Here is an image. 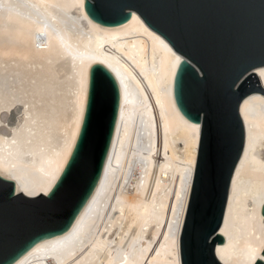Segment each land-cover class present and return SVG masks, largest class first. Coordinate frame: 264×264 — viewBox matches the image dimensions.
Masks as SVG:
<instances>
[{
  "label": "bare ground",
  "instance_id": "obj_1",
  "mask_svg": "<svg viewBox=\"0 0 264 264\" xmlns=\"http://www.w3.org/2000/svg\"><path fill=\"white\" fill-rule=\"evenodd\" d=\"M182 60L136 13L106 27L88 17L85 0H0V176L17 193L48 195L63 173L94 65L108 69L121 90L93 196L66 234L42 241L15 264H182L201 132L174 99ZM255 75L264 89V68ZM240 114L246 141L220 230L225 243L216 248L222 264H255L264 250V96L247 97Z\"/></svg>",
  "mask_w": 264,
  "mask_h": 264
},
{
  "label": "water",
  "instance_id": "obj_2",
  "mask_svg": "<svg viewBox=\"0 0 264 264\" xmlns=\"http://www.w3.org/2000/svg\"><path fill=\"white\" fill-rule=\"evenodd\" d=\"M85 11L106 27L124 25L136 13L183 58L174 99L188 121L201 125V132L180 236L181 263L222 264L216 248L225 243L220 230L246 141L240 108L250 95L264 96L255 75L264 68V0H85ZM237 40L243 52L239 58L232 54ZM93 83L101 86L94 109ZM120 107L117 79L103 65H94L79 137L50 193L24 196L13 181L0 176V264H15L42 241L72 228L103 177ZM85 134L86 167L78 156ZM70 167L71 177L57 191Z\"/></svg>",
  "mask_w": 264,
  "mask_h": 264
},
{
  "label": "snow or ice",
  "instance_id": "obj_3",
  "mask_svg": "<svg viewBox=\"0 0 264 264\" xmlns=\"http://www.w3.org/2000/svg\"><path fill=\"white\" fill-rule=\"evenodd\" d=\"M260 51H261V54L264 55V42H262L261 45H260ZM232 54L236 58H239V57H241L243 55V52L241 51V49L239 47V40H237L236 47H235V49H234ZM234 84H235V82H233V85ZM100 88H101V86L99 84L93 83V94H92V107H93V109L96 107L97 100L99 98H101V96H100ZM82 143H83V150L78 153V156H79V162L83 166L86 167L87 163H88V158H89V151H88V148H87V134H85V137H84V140H83ZM71 174H72V168L70 167L68 169V171L65 172L63 178L60 180V183H59V185L56 188L57 191L60 190V187H62L64 181L68 180L71 177ZM53 195H55V192L53 193ZM259 259L261 261H264V255H261L259 257Z\"/></svg>",
  "mask_w": 264,
  "mask_h": 264
},
{
  "label": "rangeland",
  "instance_id": "obj_4",
  "mask_svg": "<svg viewBox=\"0 0 264 264\" xmlns=\"http://www.w3.org/2000/svg\"><path fill=\"white\" fill-rule=\"evenodd\" d=\"M14 112H16V110H14ZM14 112H12V114H13V115H14V114H16V113H14ZM15 116H17V115H15ZM263 154H264V151H263ZM176 157H177V156H176ZM132 173H133V171H132V172H130L129 174L131 175ZM133 174H134V173H133ZM133 174L131 175V176H132V178H131V177H129L130 175L128 176V181H129L128 183H129V184H131V182H132V179H133V177L135 176V174H134V176H133ZM130 179H131V181H130ZM126 186H127V187H126ZM126 186H125V187H126L127 189H126L125 187H124V189H125V190L123 189L125 192H127V190H129V189H130V187H129V185H128V184H127ZM147 236H148V234H147Z\"/></svg>",
  "mask_w": 264,
  "mask_h": 264
}]
</instances>
